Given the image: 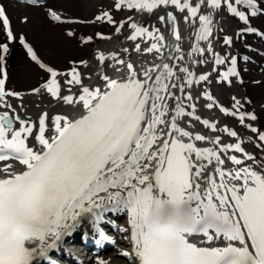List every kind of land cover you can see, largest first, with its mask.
Listing matches in <instances>:
<instances>
[{
    "label": "snow or ice",
    "instance_id": "1",
    "mask_svg": "<svg viewBox=\"0 0 264 264\" xmlns=\"http://www.w3.org/2000/svg\"><path fill=\"white\" fill-rule=\"evenodd\" d=\"M235 3L253 8L252 15L256 14V0ZM169 5L189 13L184 17L186 22L199 21L192 54H204L206 50L199 42L212 35L213 18L211 14H201L202 7L219 9L226 5L241 20L248 19L232 0H198L195 4L192 0H116L115 7L151 13ZM50 15L54 20L61 19L55 11ZM167 17L173 22L177 19L172 13ZM96 19L117 23L108 12ZM165 19L160 17L161 21ZM27 20L23 18V22ZM125 23L133 29L129 39L146 36L154 41L146 51L161 52L164 45L160 42L165 37L159 29L150 31L128 17L119 22L117 32ZM0 24L8 40L19 39L31 59L50 73L49 82L42 87L52 98L84 110L75 120L55 115L51 130L47 111L38 121L24 119L4 99L22 94L6 91L7 72H3L0 104L11 109L14 116L7 110L0 113V162L15 160L23 170L16 171L11 163L0 168V264H34L86 216L99 222L105 211L113 210L130 215L134 251H123L121 255L131 258L133 264H264V158L248 152L237 131L227 125L218 128V122L197 115L192 93L185 92L193 83L208 81L210 73L197 77L185 66L179 69L185 74L182 78L164 63L140 74L117 53L100 52V63L111 59L124 66L128 76L117 80L103 74L104 89L89 87L76 67L59 73L41 63L24 38L14 34L3 4ZM174 31L179 40V31ZM225 42L230 44L231 38ZM0 49L4 54L9 52L7 43H0ZM135 51H140L139 45ZM207 51L212 52L210 44ZM214 56L216 64L224 63L219 54ZM177 59L183 60V56ZM80 63L87 65V61ZM232 63H236L235 59ZM60 75L68 77L64 84L69 94H62L57 79ZM230 75L238 73L232 69L224 79ZM173 77L176 83H170ZM73 86H79L78 94H72ZM170 88L177 89L180 95ZM40 91L33 90L36 94ZM203 95L209 101L205 105L208 109L219 106L210 91ZM184 100L189 104L185 105ZM239 105L240 101L235 100V106ZM219 107L226 115L238 116L241 124L256 134V147L264 151V131L244 123L246 118L256 120L255 114ZM184 117L191 118L187 121L189 127L195 120L214 133H226L236 142L222 143L219 135L209 138L188 131L179 123ZM15 123L20 126L15 127ZM29 139L38 147L30 146ZM196 142L213 147H198ZM226 161L236 167L225 168ZM193 235H202L205 240L201 244L190 242ZM214 241L221 244L215 245Z\"/></svg>",
    "mask_w": 264,
    "mask_h": 264
},
{
    "label": "bare ground",
    "instance_id": "2",
    "mask_svg": "<svg viewBox=\"0 0 264 264\" xmlns=\"http://www.w3.org/2000/svg\"><path fill=\"white\" fill-rule=\"evenodd\" d=\"M27 1H30V0H27ZM35 1L36 2H42L41 6H38V7L22 6V5L17 4L15 0H0V4H3L6 7L7 14L9 15L10 20H11V27H12L14 34L17 35L18 37L22 36L24 38L25 42L28 43L33 48V50L36 52L38 59L39 58L41 59V60L39 59V61L41 63L47 64V65H55V66H59V63H62L63 59L61 58V55H60V53H58L57 49L53 48V46L50 47V44L48 45V43H47L48 46H46L45 43L42 44L41 41H39V38H38L39 33H41V31H44L45 34H47L45 39L46 40L48 39V42L52 41V43H54L53 42L54 39L56 41H58V38L61 39V36H62V35H60V33H58L59 31L57 28L59 27V25H56V23L57 24L59 23L60 25H68L69 26V23L74 21L75 18L78 20L79 19H86V22H87L89 28H92V27L96 28L97 27L99 29H102L103 25L101 23H99V20H97L96 17L100 16L102 13L106 12V10L108 9L107 8V5H108L107 0H64L63 2H57L58 0H35ZM62 4L65 7H68V4H70L71 6L74 5L75 7H78L79 12L77 13V15L75 17H71L73 15H70V16L62 15L60 13L61 11L60 12L58 11L59 8H64ZM241 5H242L243 11L245 12V15L247 17H251V18L252 17H254V18L258 17V20L264 19V0H256V8H255L256 14L255 15H252L253 8L248 7L244 4H241ZM169 6H171V5H169ZM169 6H167V7L164 6V11L162 12L164 17H166L165 22H164L166 25L165 26L166 29H165L164 35H163L165 37L164 44H163L164 47H162L161 52L157 54L155 61L153 63L138 65L135 68L137 70V72L140 74H143L145 69L150 68L153 65H159L160 63H161L160 65H162V62H164L167 57H169V60L166 63L171 65L176 72L182 63L183 64L181 67L186 66V67L190 68V63L189 64L186 63L187 61L185 62L184 58H183V60H179L177 58L180 57L181 55L184 56V53L186 51H188V53H189V49L194 47L195 34L197 33V31L200 27L199 21H198L197 25H194V23H192L191 20H189L187 22L184 20L185 25L188 27V32L186 31L185 33H183V36L180 37V41L177 44L176 43V35L170 34L168 32L170 27H172V20L167 17V14L171 13ZM23 7H26V8H23ZM55 8H57V9H55ZM112 9L117 10L115 7H113ZM203 10L206 12L205 9H203ZM50 11H55L61 17V19L60 20H54L50 15ZM217 11L216 12L214 11L215 16L212 15L213 23H214V21H217L218 19H220L222 17V15L219 14ZM227 11H228V13L230 12L228 9H227ZM136 12L138 13L140 11H136ZM166 12H167V14H165ZM205 12H201V14H205ZM207 12H209V11H207ZM209 13H212V12H209ZM24 17L28 18L27 23L23 22ZM235 17L237 19V24L235 26H236L238 31L235 30L236 32L232 33L231 31H229L227 29H225V31L220 29V31L218 33V37H219V39H222V40H225L226 38L230 37L231 43L229 44V46H230V48H232L231 49L232 55L234 56V58H240L241 60L245 61V63L239 64L238 66H236L235 64L232 63V65H234V67L236 68V71L239 74L240 78H242L241 83H240L241 88H240V90L237 91L238 95L236 96V100L240 101V105L238 107L234 106L233 104L228 106V104L225 105L226 104V102H225L224 104L222 103L221 106L223 108L229 109L230 111L236 110L238 112H242L245 114H255L257 117L256 120L253 121V120L246 118L244 123L250 124L253 127L258 128L261 131H264V65H263V61H264V24L252 23L253 25H255V26H252V24H249L250 20L245 21V20H241L237 16H235ZM196 23H197V21H196ZM247 25H249V27ZM212 29H213V31L215 30L214 27H212ZM217 29H218V27H217ZM105 33H106L105 36L110 37V39H103V41H102L103 43H101V45L95 51H93L91 54L85 55L84 57H82L81 54H79L80 52H79V49L77 47L71 45L70 42L68 43L69 39L67 38V36L63 35L64 40H66L65 45L67 46V49H65V50H67V52H68V54L65 57L67 59V62H69L68 59L71 60L72 62H71V64H67L65 62L67 67H68L67 69H63V70H61V69L57 70L56 69V71L59 73H67L71 70L72 67H76L78 69V71L80 72L85 85H87L89 87L99 86L102 89H104L105 82L102 81V77L99 76L100 75L99 69L101 68L102 63H100L97 60L98 53L103 52L106 55H108L112 52H117L118 49L120 48V46L124 45L125 42L126 43L130 42V41H128L127 38L126 39L118 38L119 34L116 35L117 30H115V28H113V29L108 28V31H106ZM189 37H191L192 40H191V42H188V45H186V47H185V44L188 40L187 38H189ZM0 43H7L9 46V52L7 54H4L2 49H0V57H3V59L0 60V65H1L0 68L2 71L7 72V75H8L7 79H13L15 77V73L19 72L21 74L26 73V76L28 79L26 81H24V83H27V82L33 80L34 76H32V73L35 72V70H36L35 66L38 63L31 59V55L27 52V49H26V52L28 53L27 54L28 56L26 55L27 58H25V60H24V55L20 54V52H18V47H24L23 44L20 43L19 39L15 40V41L8 40L6 37L5 29H4L2 24H0ZM182 46H184V49L187 48L186 51H184V49H182ZM40 48H42V50H41V54L39 55V49ZM43 49H44V51H43ZM45 49L48 51H51V53L45 52ZM179 50L182 52V54H180L181 52H179ZM63 55H65V54H63ZM81 61H87V66H85V69H83L82 67L80 68V65L82 64V63H80ZM34 62H36V64H34ZM73 62H75V63H73ZM9 63H11V69H8L10 67ZM91 63H92V67L90 66ZM247 63H250V64L248 65ZM39 65L40 64H38V66ZM111 70L113 72L118 73V70L116 69V67L111 68ZM206 70H208V69H206ZM248 71H249V74L247 73ZM205 72H207V71H205ZM184 75H185L184 73L179 71L180 77L183 78ZM127 76L128 75H126L125 77L124 76L119 77V79H117V80L126 79ZM248 76L252 79L251 81H249ZM67 78L68 77H66L64 75H60L57 77V79L60 81V84L64 83V81ZM96 78H98L97 84H94L93 86H91V84L93 82H95ZM223 81H224V79H223ZM176 82L177 81L174 79L173 83H176ZM45 83H47V82H44V84ZM201 86L204 88L203 89L204 91H202V93H204L205 91H210V92L215 91L216 92V91H219V88H220V86H218L217 89L212 90L211 88H209L210 86L208 87V84H206V83H204V84L202 83ZM40 89L45 90L43 87ZM24 90H26V89H24ZM169 90L170 91H176L177 95H180V93L177 89H171L170 88ZM191 90H194V89L192 88ZM197 90L193 91V92H195L196 95H198V92H199ZM78 91H79V86H73L72 87V94H76ZM220 92H222V91H220ZM22 94L25 95V93H23V92H22ZM62 94H69V93L66 90ZM202 97H203V100H200V101H202V102L205 101L204 103L206 105L209 101H207L205 99L204 95ZM11 100L12 99H10L9 102H11ZM185 101L186 100H184L183 103L185 105H188L189 103H185ZM232 102L235 103V100ZM169 105H170V107L174 108V104L172 101H169ZM217 107L218 106H214L212 108V110L214 109V112L212 111L213 113H215L216 109H220ZM12 108L15 109L16 113H19L24 117H27L29 115L33 116L35 118V121H38L42 112L47 111L49 113V117H50L49 126H51V127H52L53 118L57 114L67 115L70 119H74L75 117L82 115L84 113V110L79 105H75V106L67 105V104H64L62 101L55 100L54 98L51 101H48V102L44 103L43 105L39 106L38 108H32V109L28 108L25 110L22 109L21 106L20 107L12 106ZM206 109H208V108H206ZM6 110L9 111L10 114L14 115V113H11V109H6L2 106V104H0V113H3ZM202 111H204V110L202 109ZM218 113H220V115H219V117L216 116V118H218L217 125H219L220 128H223L225 125H227L230 129L237 131V133L243 138V141H244L243 146L245 147V149L248 152L256 155L258 158H264V151H261L260 148L256 147V144L258 143V141L256 140V134L252 133L250 131V129L244 127V125L241 124L238 116L226 115V118L223 119V118H221L222 112L219 110ZM196 114L198 115L197 111H196ZM213 116H214V114H213ZM189 119H191V118L184 117L179 121V123L182 127H185L186 130L195 133L193 128L189 127L187 124V121ZM199 125H200V123H199ZM19 126L20 125L18 124L17 128ZM222 134H223V137L221 139V142L223 140H226V142H223V143H235L236 142L235 138H233V137L230 138V136H228L226 133H223V132H222ZM184 139L187 140V138H184ZM205 146L206 147H213L212 144L206 143V142H205ZM237 155H239V154H237ZM226 163H230V162L226 161ZM247 163H251V161H248ZM234 166L235 165H233L232 167H234ZM209 171H211V169H209ZM115 211H116L115 213L119 217H121V216H124V218L127 217V215L125 214L124 211H121V210H115ZM85 219H86V217L83 220H85ZM80 223L77 225V227L80 225ZM130 232H131L130 227H126L125 229H123V233H122L123 237L129 235ZM123 244L129 246V245H131V242H130V244H129V242H125ZM122 252H123V250L119 249L117 247H113L112 249L105 250L99 255L98 259L95 260L94 264H100L101 261H104L105 264H133V260L131 258L124 257L123 255H121Z\"/></svg>",
    "mask_w": 264,
    "mask_h": 264
},
{
    "label": "rangeland",
    "instance_id": "3",
    "mask_svg": "<svg viewBox=\"0 0 264 264\" xmlns=\"http://www.w3.org/2000/svg\"><path fill=\"white\" fill-rule=\"evenodd\" d=\"M63 1L64 0H58L57 2H63ZM196 1L198 2V0H192L193 4L197 3ZM107 2H108V5H107L108 9L106 10V12H108V13H110L112 15L114 21L117 22L116 24H110L105 19L104 21L99 20V23H101L103 25L102 29H99L97 27L96 28H94V27L89 28L88 24L86 22V19H79L78 20L76 18L74 19V21L69 23V26L68 25H60L59 23L58 24L56 23V25H59V27H60V28L59 27L57 28L58 31H59L58 33H60V35H62V36H61V39L58 38V41H56L54 39V41H53L54 43H52V41L48 42V39L47 40L45 39L47 34H45L44 31H41V33H39V36H38L39 41H41L42 44L45 43L46 46H48L49 44H50V47L53 46V48L58 50V53H60L61 58L63 59L62 63H59V66L45 64L46 66L51 67L54 70H56V69L57 70H60V69L63 70V69H67L68 68L66 63L67 64H71L72 61L68 59L69 62H67V59L65 57L68 54V52H67V50H65V49H67V46L65 45L66 40H64V36L63 35L67 36V38L69 39L68 43L70 42L71 45L77 47L79 49V52H80L79 54H81V56L84 57L87 54H91L93 51H95L101 45V43H103L102 42L103 39H101L98 34H103L105 36V34H106L105 32L108 31V28H110V29L111 28L112 29L115 28V30H116L117 27H118L119 22L127 21L128 17H132L133 21L136 23V21L134 19V15H133L134 14V10H129L127 8H121L120 10H115V9H112V8L115 7L116 0H109V1L107 0ZM232 3H233V6L236 7L238 11H242L243 7H242L241 4H236L235 0H232ZM222 6L225 7V5H222ZM63 7L64 8H59L58 9L59 12L61 11L60 13L62 15H68V16L73 15L71 17H75L77 15V13L79 12L78 7H75L74 5L71 6L70 4H68V7H65L64 5H63ZM169 7H170V11L173 12V14L177 18L176 22H178L179 24H180V22L185 20L184 19L185 16L189 15V13H187L186 11L181 13L174 6H169ZM23 8H26V7H23ZM162 8L163 7L160 6L159 8H157L156 10H154L151 13L147 12L146 14H148V17L145 18V20H143V22H142L143 27H146L150 23V21L153 20V22H155V23H153V26L156 29H158V28L160 29L161 28L160 17L162 16V11H163ZM206 8H207V6H205L204 8L202 7L201 12H205L203 10V9H205L206 10L205 14H208L209 12H212V13H209V14H211V16L212 15L215 16L214 11L216 12L217 9H212V8L208 7L207 8L208 10H207ZM55 9H57V8H55ZM220 10H221V7H220ZM207 11H209V12H207ZM220 13L222 14V12H220ZM229 15H228L229 20H227V16H226V20L220 18L217 21H214L213 24L217 25V27H219V31H220V29L224 30V31H225V29H227V30L231 31L232 33L237 31V29H235L236 28L235 25L237 24V19H236L234 14H231L230 16ZM224 16L225 15L222 14L223 18H225ZM231 19L232 20L234 19V20L232 21ZM247 20L248 21L250 20L249 24H252V23L264 24V21H263L264 19L258 20V17H255V18L254 17H252V18L248 17ZM197 24H198V20H197V23H194V25H197ZM247 26L249 27V25H247ZM252 26H255V25L252 24ZM132 31H133V29H131L129 27V24L125 23L124 27L122 29H120V31L117 32L116 35L119 34L118 38H124V39L127 38V39H129V36L133 34ZM69 32H71L72 35H69L68 34ZM88 37H92V39H91L90 42L85 43L84 41ZM133 41H134L135 44L140 46L139 56L143 57V59H141L142 60L141 64L153 63V61L155 60L156 57L155 56L153 57L152 54L155 53V52L149 53V52L146 51V49L148 47H150L151 44L150 43H146L147 41H145L144 39L143 40H139V38L137 40H133ZM194 42H195L194 43V46H195L196 45V41H194ZM47 43H48V45H47ZM209 44L211 45L212 52H208L207 51V48H208ZM124 46H127L126 42L123 45V47ZM199 46L206 50L204 52V54H202V55L198 54V53L197 54H192L191 53V49L192 48H190L189 49V53L187 51V53L185 54L184 60H185V62L187 61L186 63H188V64L190 63V68L189 69L191 71H193L196 74L197 77H199L202 74H209L210 73L209 80L208 81L199 82V83H194L190 88L186 87L185 88V92L190 91L192 93V95H193L192 103L196 104V111H197L198 115L202 119H207V120L212 121V122H217L218 118H216V116L219 117V115H220V113H218V110L216 109L215 113H213L214 109L213 110L212 109H206L207 107H205V103H204L205 101L204 102L200 101V100H203V97H202L201 91H200L202 83L203 84L204 83L208 84V87L210 86L209 88H211L212 90L213 89L215 90V89H217L218 86H220L219 91L211 92L212 96L215 99L219 98L218 101L223 103V104L226 102L225 105L228 104V106H229V105L233 104L235 106V103L232 102V101H234L233 98H235V100H236V96L238 95L237 91L240 90V88H241L240 80L242 78L240 79L237 75H235L233 77V79L232 78L229 79L231 81V83L228 82L229 80L228 81L227 80L223 81V77H224L223 76V73H224L223 71L229 69L230 61L232 60V56H231V49L232 48H230L229 43L227 44L225 42V40L217 38L216 35L213 34V31H212V35L209 37L208 40H204V41H200L199 42ZM122 48H120V49L122 50ZM41 50H42V48L39 49V55L41 54ZM215 50L219 51V53H224L225 56H226V60L223 63L222 67L220 66V67L217 68L212 63V60H213V57H214L213 53L215 52ZM43 51H44V49H43ZM18 52H20V54L24 55V60H25V58H27L26 55L28 54L27 53L28 51L26 52V48L25 47H18ZM45 52L51 53V51H48L46 49H45ZM63 54H65V55H63ZM196 61H199V63H197ZM110 62H111V59H109L106 62L102 63V68L103 69H107V66H108V64H110ZM236 62L238 64L245 63V61L241 60L240 58H239V60L237 59ZM9 64H10L9 65L10 67L8 69H11V63H9ZM34 64H36V62H34ZM211 64L213 66H211ZM247 64L249 65L250 63H247ZM81 65H80V68L82 67L83 69H85V65L84 64L82 66ZM263 65H264V61H263ZM90 66L92 67V63H91ZM35 69H36L35 72L32 73V76H34V79L29 81V82H27V83H24V81H26L28 79L27 76H26V73H23L24 74L23 75V74H21L19 72H16L15 73V77L13 79H7L6 80V84H5L6 91L19 92L21 94H22V92L25 93V95L22 94L23 96L21 95V97H14V96L13 97H5V100H7V103L10 101V99H12L11 102H9V104H11L12 106H18V107L21 106V108L25 110V109H28V108H31V109L32 108H38L39 106H41L44 103H46L48 101H51L53 99L52 96L49 95L48 92H46V90L42 89L39 94H36V93L33 92L34 89L42 88V85H44V82H46V81L49 82V80L51 78L50 73L47 72L46 68H42V67H40V65L38 66V64H37L35 66ZM206 69H208V70H206ZM205 71H207V72H205ZM3 72L4 71H2L1 68H0V78L3 77ZM177 73H178V71L176 72V74ZM247 73L249 74V71ZM7 77H8V75H7ZM172 79L173 80L170 81L171 83L174 82L175 77L172 78ZM251 80L252 79L249 77V81H251ZM215 82H217V85H215ZM66 87L67 86L64 83H61L62 93L66 91ZM192 88L194 90H191ZM24 89H26V90H24ZM195 90L199 91L198 95H196L195 92H193ZM220 91H222V92H220ZM185 103H189V102L185 101ZM202 109L204 111H202ZM213 114H214V116H213ZM221 115H222L221 118H223V119L226 118V114L225 113H222ZM192 121L193 122H191V124L193 126L191 128H193L195 133L198 131V133L203 134V135H205L207 137L208 136H215L216 132L215 133L212 132L210 129L206 128L202 123H200L198 121H195V120H192ZM199 123H200V125H199ZM217 127L220 128L219 125H217ZM217 134L219 136H221V139H222V137H223L222 132H217ZM230 138H232V137H230ZM28 142L31 143V142H33V140L29 139ZM223 142H226V140H223L222 143ZM229 166H230L229 163L226 164V168H228ZM91 264H94V263H91Z\"/></svg>",
    "mask_w": 264,
    "mask_h": 264
},
{
    "label": "water",
    "instance_id": "4",
    "mask_svg": "<svg viewBox=\"0 0 264 264\" xmlns=\"http://www.w3.org/2000/svg\"><path fill=\"white\" fill-rule=\"evenodd\" d=\"M21 116V115H20ZM22 117V116H21ZM23 118V117H22ZM27 119H30L32 121H35V119L32 117V116H29ZM15 126H16V123H15Z\"/></svg>",
    "mask_w": 264,
    "mask_h": 264
}]
</instances>
